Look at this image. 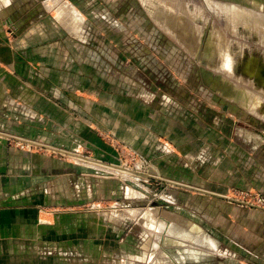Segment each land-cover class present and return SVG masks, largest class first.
Here are the masks:
<instances>
[{
	"label": "rangeland",
	"instance_id": "rangeland-1",
	"mask_svg": "<svg viewBox=\"0 0 264 264\" xmlns=\"http://www.w3.org/2000/svg\"><path fill=\"white\" fill-rule=\"evenodd\" d=\"M51 1L53 4L46 7L50 0H0V43L5 41L6 46H9L11 50L24 49L25 52V44L19 40L26 35L27 28L37 26L38 23L54 21L60 14L57 8L62 2ZM65 1L74 7L78 19L75 18L76 23L73 21L72 25L68 17L64 24L58 19L55 21L64 25L75 37L82 36L83 44L86 46L85 52L87 53L88 49L92 51V59L101 62L98 64L106 69L109 77L117 76L115 78L118 83L125 84L126 90L133 92V95L140 92L143 98L153 102L161 113L175 118L176 123L181 126L187 124V130L193 135L190 142H198V147L201 149L197 150L191 143L188 147L193 146V148L187 149V153L184 154L179 150L185 147L183 144L179 147L174 146L172 151L176 153V156H172L173 163L169 164L165 163V159H159L166 154L149 159L140 151L105 131H101L100 135L106 143L107 149L104 150L106 154L98 155L94 149L91 152L80 150L75 153L45 145L50 154L67 157L88 167L91 173L87 174L89 176L86 179V185L87 181H90V202L82 207L76 206L74 212L70 213L75 216L63 218L56 238L44 239L38 244L26 243L25 246L28 249L24 251L27 252H18L14 243L2 245L0 242V250L14 251V253H0V264H146L144 245L150 239L147 232V225H149L147 220L154 222V230L160 233L167 231V234L176 236L177 232L169 229L174 220L175 225L183 233L201 240L195 231H185L186 223L180 221L185 211H179L177 204L180 197L198 195L201 187L196 182L202 183L208 180L211 175L205 172L212 166L222 165L223 161L219 160L227 154L233 157L230 168L236 171L235 176L231 178L232 186H229L230 189L225 192H213L217 196L212 194L203 196L219 197L226 203L238 207L258 208L220 197L226 195L244 200L242 197L247 199L245 193L262 194L255 186L256 184L251 183L252 180L248 174L251 169L248 164L250 160L245 158L252 153L257 154L259 150H264V138L262 140L259 138L264 134V119L246 109L239 97H235L236 99L227 97L219 89L220 86H217V89L212 87L211 82L223 78L224 83L230 82L241 91L250 92L251 90L215 67L216 63L212 60L214 54L211 35H216L222 41H226L228 36L227 41L235 44L238 42L239 49L245 47L252 60L264 70V44L260 45L257 35H246L242 26L238 28L240 32L230 31L233 28L224 22L227 18L225 14H230L231 7L239 12L243 9L251 10L250 12L264 17V0H153L151 1L154 2L153 4L150 0ZM209 1L213 3L211 2L210 5ZM180 3L181 7H179ZM220 3L226 5L221 6ZM182 5L187 6L182 7ZM194 5L196 9L198 8L197 10ZM148 6H153V9ZM179 8H184V11L189 9L187 11L189 14L198 13V10L200 15L204 14L203 21H198L199 24H205L204 35L202 34L199 38L197 33L194 34H197L196 36L192 33L191 37L189 36L188 41L191 40L193 48L183 44L184 33L177 31L178 25L174 20ZM192 9L195 10L192 12ZM223 10L225 14H222ZM158 11H165V16ZM180 12L181 10L178 16ZM166 16L168 18L172 16V18L168 19ZM159 18L163 22L162 25L159 23ZM170 19H173L172 22ZM170 22L176 26L169 25ZM170 26L171 29L173 27L172 32ZM228 28L230 32L227 31ZM205 36L209 39L202 42L200 39ZM196 37L198 40H195ZM196 41L200 42L199 45ZM32 49L35 50V48ZM32 49L25 53L28 57L34 58L35 51L32 52ZM200 51L204 57L203 62L199 58ZM28 66L33 70L36 69L34 61H28ZM7 67L12 68L9 65ZM237 75L240 76L239 73ZM205 76L210 78L208 82L205 81ZM237 82L239 84H236ZM261 106H264V97L261 99ZM195 121L203 127L204 133L212 129L210 135L213 136H206L207 134L203 136L200 127L191 123H196ZM14 137L17 138L15 142L13 141L14 144L29 142L33 145H42L22 137ZM21 138L22 140H19ZM158 143L161 144V148L165 147L160 141ZM202 151V157L207 158L205 161L208 166L199 172L202 166L200 154ZM213 156V161L209 163ZM157 161H160L159 165ZM259 169L261 170L260 167H256L257 173ZM84 211L90 213L91 224L88 218H84ZM183 218L189 219L186 216ZM207 224L210 225V222L204 224L205 228ZM49 241L52 247L47 250ZM37 245L38 248L34 247ZM159 245L161 247L158 245L150 247V251L158 258L157 262L160 261L158 264H171L176 259L185 260L186 264H196L190 261L197 258L194 248L178 243L172 237H164V234L159 235ZM49 251L52 252L48 253ZM243 261L240 262L259 264V262ZM232 262L234 261H221L218 258L204 260V264H236Z\"/></svg>",
	"mask_w": 264,
	"mask_h": 264
},
{
	"label": "crops",
	"instance_id": "crops-1",
	"mask_svg": "<svg viewBox=\"0 0 264 264\" xmlns=\"http://www.w3.org/2000/svg\"><path fill=\"white\" fill-rule=\"evenodd\" d=\"M55 20L29 26L27 37L20 38L25 52L35 48L34 58L28 57L24 49L13 51L5 41L0 43V242L14 243L18 252H27L26 243L56 238L63 218L75 216L70 213L76 206L88 205L90 181L86 185V179L91 172L86 165L52 155L46 148L20 149L12 136L75 153L94 149L99 155L107 149L100 135L105 131L149 159L166 154L159 159L169 164L173 163L172 156H176L174 146L183 144L185 147L178 149L184 154L193 148L188 147L191 143L201 149L198 142H190L193 135L187 124L179 125L140 92L133 95L126 90L117 76L109 77L99 65L101 62L92 59V51L85 52L82 36L75 37L60 20ZM28 61H34L35 70L28 66ZM195 122L191 123L200 127L203 136H213L212 129L204 133L203 127ZM259 138L262 140L264 134ZM200 154L202 157L203 151ZM232 158L228 154L221 157L220 167L212 166L205 172L211 177L196 182L201 187L198 195L179 198V211H185L184 216L189 218L180 217L186 223L185 231H195L201 240L183 233L174 220L169 229L177 232L176 236L154 230V222L147 220L150 239L144 245L146 264L160 263L150 251L151 246L161 247L160 234L194 248L197 258L190 259L192 263L204 264L205 259L218 258L236 264H242L243 260L264 264V209L238 207L219 197L203 196H217L213 192L230 189L231 178L236 174L230 168ZM248 158L251 183L264 195V150L250 154L245 160ZM213 159L214 156L209 163ZM201 160L199 172L208 166L207 158ZM225 163L229 166L225 167ZM256 167L261 168L258 173ZM83 215L91 224L90 213L84 211ZM208 222L210 225L205 228ZM50 244L49 241L47 250L51 249ZM0 253L14 251L5 249ZM171 264L186 263L176 259Z\"/></svg>",
	"mask_w": 264,
	"mask_h": 264
},
{
	"label": "bare ground",
	"instance_id": "bare-ground-1",
	"mask_svg": "<svg viewBox=\"0 0 264 264\" xmlns=\"http://www.w3.org/2000/svg\"><path fill=\"white\" fill-rule=\"evenodd\" d=\"M55 1H57V3L59 1H60V3L62 2L61 5L59 6V8H57V12L60 13L59 15H57V19L60 20L64 24L67 21V19L69 18V20H71L70 21V24L72 25L74 19L78 17L77 12L74 9V7L69 2H67L65 0H55ZM55 1H54V3H55ZM151 1H153V0H150V2ZM150 2H148V3H150ZM211 2L213 3V1H211ZM211 2H210V5H211ZM49 3H51V4H49ZM49 3H48L49 5L48 4L47 5L45 4L46 7H50L53 4V1L50 0ZM214 5H215V2H214ZM220 5L222 6V5H226V4H221L220 3ZM183 6L186 7L187 5H182V7ZM207 6H208V3H207ZM152 7L153 6H151L149 8L153 9ZM155 7H156V5H155ZM179 7H181V3L179 5ZM194 7H195V5H194ZM194 7H192V8H194ZM204 8L205 7L203 6V9ZM213 8L214 7H212V9ZM239 8L241 9V7H239ZM195 9H196V7H195ZM215 9L213 11H215ZM218 9H216V10H218ZM227 9L229 10V7ZM157 10H155V11H157ZM180 10H181V12H180L181 14L178 16V13H179ZM180 10L178 11L177 16H175L176 18L174 20V21H176V23L178 25V30L177 31L179 33H181V31H182V34L184 33V41H182L183 39L181 40L183 42V44H185V45H187L189 47H192L193 44H191V40L188 41L189 40V36L191 37L190 34L193 33L192 34L193 36H196L198 34L197 35L198 37L199 36L202 37L205 24L204 23H202V24L200 23L199 24L198 21H203L202 15H204V14L202 13L200 15L199 14V12H200L199 10H198V13H194L193 12L194 10L192 9V12H193L192 14H189L187 12L189 9L187 11L186 10L184 11V8H181ZM170 11H167V12L168 13H171ZM229 11H230V14L228 13ZM229 11L227 12V14H229V15H226L225 12H224V10H223L224 13L222 12V14H225V17L227 16V18H225V17H222V18H225L226 20H224V22H226L227 24H229L233 28V30L230 29V31H233L234 32V30H235L236 33H237V31L240 32V29L238 30V28L242 26L244 28V31L246 32V35H249V36H251V35H257L258 41H260V45H263L264 44V17L263 16H261L259 14H256V13H253V12H250L251 10L245 11L243 9V11L239 12V10H235L232 7H231V10H229ZM152 12L154 13V10H152ZM164 12L163 11L162 12H159L158 11V13H163L162 15L165 16ZM206 12H207V10H206ZM206 12H205V15H207ZM213 13H211V14H213ZM155 14L157 16L159 15V14H157V12ZM217 14L219 15V13H217ZM174 15H172L173 18H174ZM213 15L215 16L216 14H213ZM161 16H160V18H161ZM172 16H170V17L172 18ZM166 17L168 18V16H166ZM219 17H221V16H219ZM160 18H159V21H160ZM163 19H165V17L162 18V20ZM217 19H218V16H217ZM171 20H173V19H170V21ZM159 21H157V22H159ZM171 22L169 23V25L171 24L173 26V24ZM74 23H76V21ZM159 23L162 25L163 22L160 21ZM226 23H224V25ZM165 24H167V22ZM163 26H164V24H163ZM175 26H176V24H175ZM175 26H173V27H175ZM227 26L228 25H226V27ZM230 26H228V27H230ZM166 27L167 26L165 25V29H166ZM173 27H172V29H173ZM74 28H76V26ZM172 29H171V26H170L171 32H172ZM227 31H229V28H228ZM225 32L226 31H224V33ZM195 33H197V34L194 35ZM215 33L216 32H214V34ZM234 35H235V33H234ZM177 36H178V34H177ZM207 36H205V38L203 37V39H200V40H202V42L203 41H206V39L208 40L209 37H207ZM249 36H246V37H249ZM198 37H196V39L195 38L194 39L195 40H198L197 39ZM182 38H183V36H182ZM211 38H212L211 41H212V46H213L212 47V53L214 54L212 60L216 63L215 64V67L216 68L218 67L217 68L218 70L221 69L225 74H227L232 79L235 78L234 80H238V82H241V83H243V85L248 86L251 90L249 89L250 92H247L245 90L244 91H241V89H238L237 87H236L237 88L236 89L230 82L229 83L228 82H225L224 83L223 78H219L218 80L215 79L213 82H211L212 87L215 88V89H217V86H220L219 89L227 97H231V98H235V97L238 98L239 97V99L241 101V104L246 109H248V110L252 111L253 113L257 114L258 116H261V117L264 118V106H261V99L264 97V70H262V68L260 67V65L258 63L254 62V60H252V58L248 55V52H247V50H246L245 47L243 49H239L238 42H236L237 44H235V43H231V42L227 41V39H229L228 36H227L226 41H222V39L216 37V35L215 36L214 35H211ZM224 38H226V37H224ZM192 42H193V39H192ZM197 43L199 45L200 42H197ZM189 47H187V48H189ZM192 51H194V49ZM199 58H200V61L203 62L204 57H203V54H202L201 51L199 52ZM237 73H239L240 76H238ZM204 78L206 79L205 80L206 82H208L210 80V78L207 77V76H205ZM234 80H232V81H234ZM238 82L236 84H239ZM221 85H223V86L221 87ZM14 138H16V137H14ZM19 140H22V139H19ZM29 144H31V143H29Z\"/></svg>",
	"mask_w": 264,
	"mask_h": 264
},
{
	"label": "built area",
	"instance_id": "built-area-1",
	"mask_svg": "<svg viewBox=\"0 0 264 264\" xmlns=\"http://www.w3.org/2000/svg\"><path fill=\"white\" fill-rule=\"evenodd\" d=\"M15 141V139H13ZM19 148L21 149H32V148H46L44 144H42L41 146L39 145H33V144H29V142L26 143H15ZM56 151V150H55ZM59 151V150H57ZM60 153V152H58ZM245 197L247 199H245L244 197H242L244 200L242 199H237L234 196H220V197H224L229 199L230 201H237L238 203L242 204V205H246V206H256L258 208L264 209V196L258 192H254V193H245L244 194ZM234 197V198H233Z\"/></svg>",
	"mask_w": 264,
	"mask_h": 264
}]
</instances>
